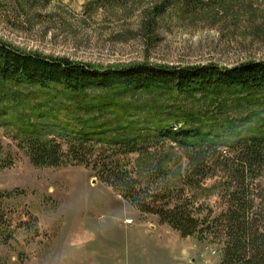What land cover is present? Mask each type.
<instances>
[{
	"label": "rangeland",
	"instance_id": "1",
	"mask_svg": "<svg viewBox=\"0 0 264 264\" xmlns=\"http://www.w3.org/2000/svg\"><path fill=\"white\" fill-rule=\"evenodd\" d=\"M160 1L0 0V40L24 52L65 57L97 69L264 62V0H170L160 13H152ZM35 90L27 84L0 85V107L11 108V117L5 116L0 126V209L6 224L0 234V264L220 262L223 242L215 229L201 223V234L182 237L157 214L139 211L104 183L99 172L101 164L126 170L140 201L154 210L178 205L206 222L227 206L230 180L222 160L228 161V154L207 159L208 173L202 178L189 174L188 151L168 140L127 155L94 145L89 155L97 170L70 160V155L58 166H34L17 139V128L27 107L43 102ZM6 91L18 96L15 103L4 101ZM207 97L159 90L87 91L85 109L77 114L93 123L123 116L140 130L151 124L138 107L188 106L193 113L189 122L197 123L218 110L215 104L207 106ZM235 97L224 102L232 112L237 109L231 102ZM186 120L177 124L189 123ZM58 140L66 153V141ZM250 183L255 202L264 205V169ZM149 222L157 230H151Z\"/></svg>",
	"mask_w": 264,
	"mask_h": 264
},
{
	"label": "trees",
	"instance_id": "2",
	"mask_svg": "<svg viewBox=\"0 0 264 264\" xmlns=\"http://www.w3.org/2000/svg\"><path fill=\"white\" fill-rule=\"evenodd\" d=\"M169 4L170 0H161L151 11L158 14ZM4 83L27 84L41 93L43 102L27 107L29 112L22 115L17 128V139L34 166H58L66 163L70 155V160L92 165L97 170V163L89 155L92 154L89 148L94 145L127 155L142 153L144 145L168 140L188 151L189 174L202 178L208 173L207 159H223L222 155L228 154V161L222 160L230 180V185L225 182L227 206L223 213L206 222H199L178 205L154 210L140 201L136 198L134 180L126 170L101 164L103 170L99 173L104 183L118 189L139 211L157 214L160 222L179 231L182 237L201 234V223L206 224V229H215L223 242L218 264H264V205L256 203L250 191V182L264 169L263 61L249 60L231 67L141 63L123 69H97L65 57L24 52L0 40V85ZM114 89L209 96L205 98L207 106L215 104L218 110L205 114L197 123H190L193 113L188 106L161 105L153 110L140 105L137 110L141 113L144 110L151 117L141 116L151 125L140 130L132 125L130 118L123 116L93 123L77 114L85 109L87 91ZM235 93L241 98L231 100L237 108L232 112L224 102ZM3 94L6 103L16 102L14 91ZM10 110L7 106L0 107V126L5 116L11 117ZM182 120H186L185 125H178ZM58 139L66 141V153ZM4 218L0 209V234L6 225Z\"/></svg>",
	"mask_w": 264,
	"mask_h": 264
},
{
	"label": "crops",
	"instance_id": "3",
	"mask_svg": "<svg viewBox=\"0 0 264 264\" xmlns=\"http://www.w3.org/2000/svg\"><path fill=\"white\" fill-rule=\"evenodd\" d=\"M140 223H141V222H140ZM148 225H149V227H150L151 230H153V231L157 230V227H156V225H155L154 223H150V222H149ZM157 226L160 227V228H162L163 224H162V225H158V224H157ZM158 231H159V230H158ZM167 235H168V233H167ZM168 236H169V235H168Z\"/></svg>",
	"mask_w": 264,
	"mask_h": 264
},
{
	"label": "built area",
	"instance_id": "4",
	"mask_svg": "<svg viewBox=\"0 0 264 264\" xmlns=\"http://www.w3.org/2000/svg\"><path fill=\"white\" fill-rule=\"evenodd\" d=\"M124 222H125L126 224H130V223L132 222V219H131V218H130V219H125Z\"/></svg>",
	"mask_w": 264,
	"mask_h": 264
}]
</instances>
